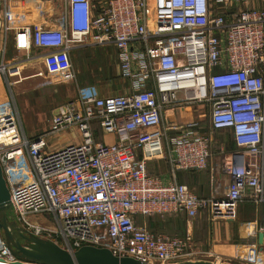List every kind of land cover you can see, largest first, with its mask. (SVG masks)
I'll return each mask as SVG.
<instances>
[{
	"label": "built area",
	"instance_id": "built-area-1",
	"mask_svg": "<svg viewBox=\"0 0 264 264\" xmlns=\"http://www.w3.org/2000/svg\"><path fill=\"white\" fill-rule=\"evenodd\" d=\"M24 1L0 0V76L8 89L35 60L43 63L39 76L68 74L71 50L88 46L112 48L128 82L122 95L80 93L36 137L24 134L12 95L0 103V169L26 233L70 254L89 246L143 264L194 263L187 234H154L137 218L192 220L205 211L233 220L248 201L260 211L264 238V0ZM10 34L24 61L4 62ZM192 105L208 109L211 133L196 121L164 124L167 112ZM71 128L78 143L47 149L48 134ZM219 130L236 148L221 149L229 184L200 198L176 173L205 169ZM154 160L167 163L171 182L149 173ZM0 264H20L1 229Z\"/></svg>",
	"mask_w": 264,
	"mask_h": 264
},
{
	"label": "crops",
	"instance_id": "crops-1",
	"mask_svg": "<svg viewBox=\"0 0 264 264\" xmlns=\"http://www.w3.org/2000/svg\"><path fill=\"white\" fill-rule=\"evenodd\" d=\"M12 36L10 34L7 41L4 62L13 59L24 61L26 53L23 51H16L19 54L17 57L7 59L6 55L10 46L13 48ZM30 55L34 56L35 52H31ZM86 58L87 56L84 55L83 51L72 49L70 52L71 71L62 76L45 75L44 73L39 76L38 73L44 72L41 60L25 63L20 67V76L14 80L13 84L16 93L12 100L25 135L21 117L30 120V129L33 133L31 137L44 135L48 132L52 117L59 114L65 104L76 99L80 93L86 95L84 90L78 87L76 80L77 73L84 70ZM98 63L100 62L98 61ZM93 64L97 66L95 62ZM40 80L44 82L39 85ZM3 82V78L0 76V103L8 100ZM35 83L39 86L36 87ZM198 106L192 105L167 112L168 117L164 119V124L182 125L196 121L200 124L199 129L201 131L205 128L204 132L211 133L209 118L207 127L201 125L204 107ZM35 114L42 117L46 115L42 125L34 117ZM169 135H173V132H170ZM234 150L235 147L231 151ZM227 161L228 158L212 155L206 168L201 171L177 172L176 182L186 185L200 198H209L215 195V192L221 195L225 193L229 184V177L224 170ZM147 166L150 174L161 177L165 183L172 181L169 166L164 160L150 161ZM178 179L181 181L179 182ZM259 216V209L252 203L245 201L238 204L233 220L211 219L205 211H201L192 220H188L183 214H178L156 216V226L152 225V220H150L155 217L137 218V223L146 225L151 232H155L154 234L180 237H185L187 234L191 238L193 253L200 256V258L194 259V262L203 261L214 264L213 261L217 260L219 264H236V256L241 250L242 253H246L247 250H256L257 248L259 250L264 247V238H259ZM248 255L250 254L247 253V259L251 256L248 257ZM212 257L215 260L210 259Z\"/></svg>",
	"mask_w": 264,
	"mask_h": 264
},
{
	"label": "rangeland",
	"instance_id": "rangeland-1",
	"mask_svg": "<svg viewBox=\"0 0 264 264\" xmlns=\"http://www.w3.org/2000/svg\"><path fill=\"white\" fill-rule=\"evenodd\" d=\"M11 2L13 3L26 2L27 3V1H24V0H15V1L11 0ZM78 50L83 51L84 55L87 56L86 58L87 60L85 63L86 65L83 67L84 70H82L83 72L77 73V78H76L78 87L83 89L86 95L107 97V96L122 95L127 92L126 89H127L128 82L127 80L123 79L117 71L115 52L113 51L112 48H95V47L88 46V47L80 48ZM18 55L19 54L10 46L8 53L6 55L7 59H12L14 57H17ZM98 61L100 63H98ZM94 62L97 64V66L93 64ZM15 79L16 78H12V80L10 81L14 82ZM42 82L44 81L40 80L38 84L40 85ZM38 84H36V87L39 86ZM4 87L8 95V99L10 100V95H12V99H13V95L16 93V88L13 85L9 87V89L6 87V85H4ZM200 107H203V106L200 105ZM202 114L204 115V117L202 118L201 125L202 127H207L208 118H209L208 109L204 108ZM34 117H36L37 121H40L42 125L46 115L42 117L39 114H35ZM21 118L23 122V128L25 130L27 137L33 136V133L30 129V120L25 117H21ZM167 119L169 120V118ZM203 129L204 130H202V132L205 131V128ZM96 135L98 136L100 134L96 131ZM211 136L213 140L212 141V155L223 156V154H221V149L223 150V153L229 152L234 149L235 146L233 144V140H232V137L229 131L213 132ZM104 140L106 142H111L113 140V137L106 135L104 137ZM45 141H46L48 150H57L59 148L66 146L67 144L78 143L79 142L78 132L76 129L71 128V129H67L59 133L48 134L45 138ZM5 214L9 221H15L18 225L20 224V222L18 221V218L11 211V209H7L5 211ZM156 219L157 217L150 219L152 220L151 222H152V225L154 226H156L155 225ZM28 220L31 223L39 222V224H45L42 222L43 219L39 216L38 217L30 216ZM152 233H155V232L152 231ZM242 252L243 251L241 250L238 253V256H236V259H235L236 264H264V247L259 250L258 248L256 250H250V251L247 250L246 253H242ZM247 253L251 255V256L248 255V257L250 256L248 259L246 258ZM197 258H200V256L192 255V259H197ZM210 259L215 260L214 257ZM213 262L214 264H219L217 260ZM152 264H161V263L156 261Z\"/></svg>",
	"mask_w": 264,
	"mask_h": 264
},
{
	"label": "water",
	"instance_id": "water-1",
	"mask_svg": "<svg viewBox=\"0 0 264 264\" xmlns=\"http://www.w3.org/2000/svg\"><path fill=\"white\" fill-rule=\"evenodd\" d=\"M7 209L9 192L0 169V229L7 248L20 260V264H143L129 257H116L104 248L86 246L70 254L52 241L26 233L15 221H9L5 214ZM259 238H263L262 234Z\"/></svg>",
	"mask_w": 264,
	"mask_h": 264
},
{
	"label": "trees",
	"instance_id": "trees-1",
	"mask_svg": "<svg viewBox=\"0 0 264 264\" xmlns=\"http://www.w3.org/2000/svg\"><path fill=\"white\" fill-rule=\"evenodd\" d=\"M219 131H228V130H219ZM219 131H214V132H219ZM234 144V143H233ZM235 146V145H234ZM236 149V148H235ZM185 172H195V171H185ZM197 172V171H196ZM152 175V174H151ZM153 217H156V216H153ZM151 218V217H149Z\"/></svg>",
	"mask_w": 264,
	"mask_h": 264
}]
</instances>
